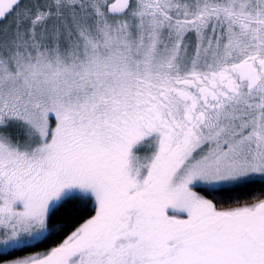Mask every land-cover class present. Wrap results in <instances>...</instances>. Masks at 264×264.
I'll list each match as a JSON object with an SVG mask.
<instances>
[{
	"label": "snow or ice",
	"instance_id": "6c2138e0",
	"mask_svg": "<svg viewBox=\"0 0 264 264\" xmlns=\"http://www.w3.org/2000/svg\"><path fill=\"white\" fill-rule=\"evenodd\" d=\"M0 264H264V0H0Z\"/></svg>",
	"mask_w": 264,
	"mask_h": 264
}]
</instances>
